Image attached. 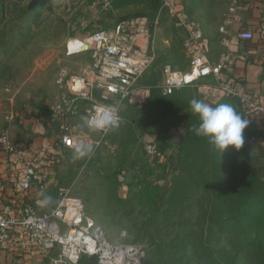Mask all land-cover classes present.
<instances>
[{
	"label": "rangeland",
	"instance_id": "rangeland-1",
	"mask_svg": "<svg viewBox=\"0 0 264 264\" xmlns=\"http://www.w3.org/2000/svg\"><path fill=\"white\" fill-rule=\"evenodd\" d=\"M31 1L0 0V135L10 138L18 133L21 119L48 117L62 93L60 75L82 71L87 57L68 56L67 43L88 38L97 28L113 30L126 18L106 7V0H49L27 13ZM187 4L213 43L220 44L222 0ZM159 26L161 57H177L175 64L185 67L181 38L166 14ZM216 44L214 55L222 52ZM159 70L144 78L150 88L161 84ZM192 88L159 95L164 108L152 102L126 107L121 126L100 146H92L89 155L76 158L72 149L64 154L56 164L57 183L82 201L85 224L99 227L117 249L134 250L127 264H264V149L255 151L249 144V166L242 157L224 168L227 179L219 182V160L225 163L238 152L221 154L195 134L199 118L190 101L213 107L227 103L241 115L240 105L225 99L209 102ZM150 142L160 149L155 158L146 154ZM50 196L54 207L59 189ZM59 254L57 247L50 259L40 254L19 261L52 264ZM78 264H99V258L84 256Z\"/></svg>",
	"mask_w": 264,
	"mask_h": 264
},
{
	"label": "built area",
	"instance_id": "built-area-1",
	"mask_svg": "<svg viewBox=\"0 0 264 264\" xmlns=\"http://www.w3.org/2000/svg\"><path fill=\"white\" fill-rule=\"evenodd\" d=\"M111 6L112 1L106 0V7ZM230 11L234 14L236 9L232 7ZM162 14L170 18L183 36V49L189 60V69L185 72L176 70L170 64L159 65L156 34ZM220 32L228 52L219 63L213 64L209 58V40L201 23L188 13L183 0H161L155 20L139 17L123 21L110 31L97 28L88 38L81 40L83 47L74 50L70 49L69 41L68 56L83 55L87 57V62L79 74L60 75L57 81L62 93L51 106L47 120L56 126L62 146L74 151L82 141L94 148L100 146L110 131L121 126V108L125 103H135L141 107L147 102L151 88H145L148 95L143 101L139 96V84L142 77L155 66L159 67L162 76L157 88L164 96L194 87L209 102L237 99L242 117L249 121V144L255 147L262 142L258 129L264 127V96L249 93L230 83L223 72L234 62L235 44L251 41L255 35L250 30H243L237 37H230L225 25ZM260 34L264 37V23ZM210 77L214 79V84L202 83ZM97 105L115 107L118 122L107 133L97 131L101 134V140L93 141L85 134L79 136L75 133L72 119L81 113L91 115ZM145 150L148 157L160 155V149L154 142L146 144ZM0 151L7 155L8 163L17 169L15 189L18 193H26L41 182L38 170L42 157L38 153L14 143L8 134L0 135ZM59 195L56 208L48 214H38L29 204L17 215H10L9 207L0 212V256L22 236L28 244L38 246L45 258L50 259L52 251L59 247V260L51 259L52 264H78L84 256L98 257L99 264L109 260L116 264L118 252L129 247L117 249L104 239L99 227L85 224L83 203L70 194V189L61 188ZM134 257L135 252L134 256L124 258V264L128 263L126 259Z\"/></svg>",
	"mask_w": 264,
	"mask_h": 264
},
{
	"label": "crops",
	"instance_id": "crops-1",
	"mask_svg": "<svg viewBox=\"0 0 264 264\" xmlns=\"http://www.w3.org/2000/svg\"><path fill=\"white\" fill-rule=\"evenodd\" d=\"M114 1L112 2L114 12H120L126 16L125 20H121L122 22L131 20L128 17L138 12L137 10H147L146 4H135L132 1L118 4L117 1L115 3ZM183 2L185 3L188 13L201 23L205 35L209 40V58L213 64L219 63L223 53L225 52L224 54L226 55L228 52L222 43L223 36L220 32L221 27L224 25L227 27L230 37H237L238 33L243 30H250L254 33L255 37L253 40L239 41L235 44L233 56L234 62L233 64L228 65V67L224 69L223 72L227 74L228 81L230 83L237 85L239 88L245 89L249 93H257L264 96V37L260 34L261 27L264 23V0H222L223 11L218 28L220 44L213 43L210 35L205 30L203 21L191 13L187 4V0H183ZM232 7L236 9L234 14H232L230 11ZM172 26L181 38L182 44L183 36L181 32L175 27L173 22ZM158 27L159 28L157 29L156 34V45L159 65L170 64L176 70L183 72L187 71L189 69V60L186 57L185 52L184 56L187 62L185 67H178V65L175 64L177 57H172V59H168V61L161 57V52L158 47V36L160 37L159 33L161 32V27ZM214 44H216V46H220L222 49L220 54L214 55ZM156 68L157 66L150 69L140 81L139 85L141 86V91L139 96L141 99H143V101L148 95L145 88L150 87L149 84H145L143 80L144 78L148 77L149 74H151ZM159 73L162 81L160 70ZM202 83L214 84L215 81L212 77H210L203 80ZM128 106L138 105L130 102L125 103L121 108L122 117L124 109ZM83 117H85V115L81 113L72 119V125L74 126L75 133L79 134V136L85 134L91 137V140L93 141L101 140V134L95 130L89 129L85 125ZM47 118L30 120L21 119L18 133L10 134L14 143L23 147H27L42 157L38 170V175L41 179V182L33 185V187L28 192L18 193L16 191L15 177L17 176V169L8 163L7 155L0 151V212H2L6 207H9L11 210L10 215H17L19 210H21L27 204L32 205L38 214H48L56 208L57 205L52 207V199L50 196L51 192L53 193L55 188L59 190L64 188L59 186L57 183L56 164L62 160L64 154H66L69 149L62 146L58 137V130L56 129V126L48 122ZM258 134L262 136L263 141L255 146V151H261L264 149V127H259ZM40 254H42V252L38 246L28 244L27 240L20 236L10 247L9 251L3 253L0 256V264H22L23 260L19 261L21 257L30 259V257H33L34 255L38 256ZM42 257L44 258L43 255Z\"/></svg>",
	"mask_w": 264,
	"mask_h": 264
},
{
	"label": "clouds",
	"instance_id": "clouds-1",
	"mask_svg": "<svg viewBox=\"0 0 264 264\" xmlns=\"http://www.w3.org/2000/svg\"><path fill=\"white\" fill-rule=\"evenodd\" d=\"M190 107L199 118V125L193 129L198 137L206 138L221 154L230 149L239 152L244 147V133L249 121L232 105L221 103L213 107L202 100L192 99ZM83 120L89 129L107 133L117 125L118 115L113 106L97 105ZM91 151L92 146L82 141L75 150L76 158H83Z\"/></svg>",
	"mask_w": 264,
	"mask_h": 264
},
{
	"label": "trees",
	"instance_id": "trees-1",
	"mask_svg": "<svg viewBox=\"0 0 264 264\" xmlns=\"http://www.w3.org/2000/svg\"><path fill=\"white\" fill-rule=\"evenodd\" d=\"M127 1L128 2L132 1L135 4H146L147 5V10L146 11H138V12L132 14L130 17H128L130 19H134V18H137V17H148L150 20H153L156 17L157 12H158V10L160 8V4H159L160 0H118V3L127 2ZM48 2H49V0L45 1L42 5H37L32 10H28V7H29V5H28V7L26 9V12L27 13H31V12L35 11L36 9H38V8L44 7ZM185 89H191V88H185ZM176 92H174L173 94H175ZM159 95L164 96L162 94V92L157 88V85L153 86L151 88V93H150L149 99L141 107L147 105L150 102H152L153 104H155L158 107H163V108L166 107L164 101L162 99H160ZM169 96H171V95H169ZM164 97H168V96H164ZM225 100L237 101L234 98H226ZM240 109H241V106H240ZM241 116H242V110H241ZM244 137H247L248 143H246V141H245L244 147L241 149V151H239L236 154L234 159L227 161L226 158H225V163H224V160L222 158L219 160V163L217 165L218 168L220 169V173H219V175L217 177L219 182H223L224 181V177H225V179H227V175H228L229 171L228 170H224V168L235 166L236 164L239 163V160L242 157H244V159H245L246 166H249V158H250L249 139L251 137V132L248 129L245 130Z\"/></svg>",
	"mask_w": 264,
	"mask_h": 264
},
{
	"label": "bare ground",
	"instance_id": "bare-ground-1",
	"mask_svg": "<svg viewBox=\"0 0 264 264\" xmlns=\"http://www.w3.org/2000/svg\"><path fill=\"white\" fill-rule=\"evenodd\" d=\"M81 40L79 39H72L70 40V49H78L83 47ZM134 256V250H132L130 247L129 248H124L122 251H119L117 256H116V264H124V258L126 257H132ZM103 264H113L111 260L104 262Z\"/></svg>",
	"mask_w": 264,
	"mask_h": 264
},
{
	"label": "water",
	"instance_id": "water-1",
	"mask_svg": "<svg viewBox=\"0 0 264 264\" xmlns=\"http://www.w3.org/2000/svg\"><path fill=\"white\" fill-rule=\"evenodd\" d=\"M45 1H47V0H32L29 3L28 10L34 9L37 5H42Z\"/></svg>",
	"mask_w": 264,
	"mask_h": 264
}]
</instances>
